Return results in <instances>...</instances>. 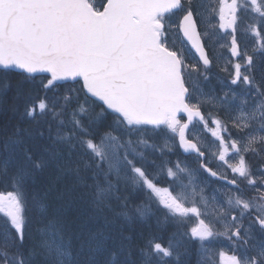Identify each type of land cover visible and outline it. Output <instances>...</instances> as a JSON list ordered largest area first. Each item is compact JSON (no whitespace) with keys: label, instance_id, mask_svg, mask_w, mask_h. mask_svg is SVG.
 I'll return each mask as SVG.
<instances>
[{"label":"snow or ice","instance_id":"1","mask_svg":"<svg viewBox=\"0 0 264 264\" xmlns=\"http://www.w3.org/2000/svg\"><path fill=\"white\" fill-rule=\"evenodd\" d=\"M0 188V264H264V0H0Z\"/></svg>","mask_w":264,"mask_h":264},{"label":"rangeland","instance_id":"2","mask_svg":"<svg viewBox=\"0 0 264 264\" xmlns=\"http://www.w3.org/2000/svg\"><path fill=\"white\" fill-rule=\"evenodd\" d=\"M217 54H222L225 58H227L230 54L227 52V49H220V48H217ZM221 63H224V60H221ZM201 140H203L202 137H199ZM218 142H215V143H211V145L208 146L207 150H208V153L210 155V157L212 158V160H210V162L216 160L217 163H215V168L216 170L217 169V166L221 164V162L216 159L215 157H212L211 156V152H214L216 150V147H215V144H217ZM203 147H206V146H203ZM195 161V159H194ZM220 187H216V188H212V189H207V193H204L205 196L207 197H211V195L215 192L216 189H218ZM214 250H219V251H224L228 254H231V250H230V245L229 243H226L225 240L221 239L219 241H216L215 244H214Z\"/></svg>","mask_w":264,"mask_h":264}]
</instances>
